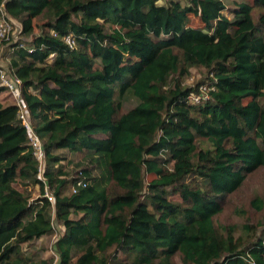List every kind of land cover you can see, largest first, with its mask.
Wrapping results in <instances>:
<instances>
[{"label":"trees","instance_id":"obj_1","mask_svg":"<svg viewBox=\"0 0 264 264\" xmlns=\"http://www.w3.org/2000/svg\"><path fill=\"white\" fill-rule=\"evenodd\" d=\"M157 1L0 0L52 197L0 98V264H49L52 220L55 264H264V0Z\"/></svg>","mask_w":264,"mask_h":264},{"label":"built area","instance_id":"obj_2","mask_svg":"<svg viewBox=\"0 0 264 264\" xmlns=\"http://www.w3.org/2000/svg\"><path fill=\"white\" fill-rule=\"evenodd\" d=\"M11 33V20L3 10L2 4H0V43L9 42ZM64 42L69 48H72L74 46V41L68 36L64 37ZM20 85L21 83L18 78L14 77L8 70L0 66V86L3 87L2 91H5L10 96L12 103L16 106V117L19 123L27 131L28 145L30 146L34 158L37 160V172L35 177L42 182V196L45 197L50 203H52V197L50 196V194H48L46 182L42 177L43 152L41 142L33 130L29 117L24 111L21 101ZM213 89V86H210L206 83L198 84L195 88V91L187 95L186 102L191 104L202 103L203 101L207 100V98L209 97L208 93ZM82 184L83 183L81 181L76 182V185ZM73 189H75V187L72 188V191ZM51 226L53 228L52 224ZM51 254L54 257V260L57 261V256L52 251ZM250 264L252 263L250 262Z\"/></svg>","mask_w":264,"mask_h":264},{"label":"rangeland","instance_id":"obj_3","mask_svg":"<svg viewBox=\"0 0 264 264\" xmlns=\"http://www.w3.org/2000/svg\"><path fill=\"white\" fill-rule=\"evenodd\" d=\"M179 1L183 2L184 0H179ZM222 1L226 7H230V5L232 3L238 2L240 0H222ZM164 2H165V0L157 1L158 4H162ZM224 14L227 15L228 17L230 16V12H228V10H225ZM194 22L195 21L193 19L192 25ZM11 24H12V33H11V36L9 38L10 42L19 39L18 23L15 21H12ZM21 39L26 40L27 38L25 36H21L20 40ZM10 42L0 43V66L6 70H7V61H8L10 54H11V50H10V48H8ZM201 78H203V70L200 68L190 67L188 69L187 74L184 77H182L181 85L186 86V87L187 86H189V87L193 86ZM0 98L5 100L6 102H9V103L12 102L10 96L5 91H2L0 93ZM134 103H135L134 99L129 98L128 101H126V107L131 106ZM64 154L67 155V159H72L73 164L75 162H77L78 158L76 156H70L68 153H64ZM64 163H66V161ZM73 164L70 167L71 175H73L74 171H77L79 168V167H74ZM36 193H37V191H35L34 189H31V197H34L36 195ZM228 219L235 224H241L243 222V220L240 217L235 216L231 213H228ZM52 225H53V228H52L53 231L51 234L45 235L42 238L34 240L31 242V244L22 245L21 251L24 253V255H32L33 259H35L36 257H40V258L50 257V263L49 264H55L57 262L54 260V257L51 254V251H52L51 246H52L54 239L60 233L62 226L56 220H52ZM235 235H236V233H235ZM117 256L121 257V254H118Z\"/></svg>","mask_w":264,"mask_h":264},{"label":"crops","instance_id":"obj_4","mask_svg":"<svg viewBox=\"0 0 264 264\" xmlns=\"http://www.w3.org/2000/svg\"><path fill=\"white\" fill-rule=\"evenodd\" d=\"M42 237H43V236H42ZM42 237H41V238H42Z\"/></svg>","mask_w":264,"mask_h":264}]
</instances>
